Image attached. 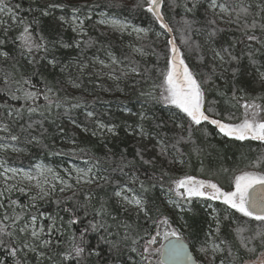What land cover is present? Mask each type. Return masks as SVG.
I'll use <instances>...</instances> for the list:
<instances>
[{
	"label": "snow or ice",
	"instance_id": "obj_1",
	"mask_svg": "<svg viewBox=\"0 0 264 264\" xmlns=\"http://www.w3.org/2000/svg\"><path fill=\"white\" fill-rule=\"evenodd\" d=\"M198 2L199 0H189L191 6L185 3L184 8L188 13H192ZM172 3L174 4L175 0H172ZM164 4L165 0H137L134 7L150 14L161 29L172 33V27L165 22L162 11ZM66 7L67 5L59 0H45L40 9L29 8L27 11L33 12V18L26 19L20 15V4L0 0V63L8 64L11 69L3 76L4 87L0 88V92H4L12 101H23L19 107L0 105V109L5 113L4 117H0V132L6 134L0 136V151H23L12 142H19L24 133L30 137L27 143L47 148L48 145L43 143L47 132L44 122L51 118L50 122L55 123L52 118L53 111L60 109L68 115L71 125L80 131L101 139L115 140L123 130L126 136L135 140V147L131 151V158L127 147L119 153L109 148L103 156H97L81 147L75 137L70 138L68 143L71 147L66 152L57 151L52 154L81 158L85 166L65 168L63 175L60 171L39 163L29 170L11 167L5 158L0 157V249L5 250L0 264H7L8 258L12 259L13 264H28L27 257L30 253L35 254L38 262L53 261L54 256L49 253L57 246L63 248V251L55 253L62 261H67L68 264H85L87 258L101 256V250L86 239L89 232L108 233L113 239L101 236V242L109 243L111 248L117 251L127 248L130 253L139 256L140 264H166V261L195 259L188 254L184 242V229L190 228L191 225L184 221L178 227L174 226L173 219L159 208L155 209L157 215L153 217L149 194L157 187L165 192L167 205L180 210L181 221L184 220L183 214L192 212L193 202L199 200L220 201L227 209L234 210V213L259 222L260 226L254 231L237 226L234 232L239 246L250 253L255 252L254 247H249L252 241L258 239L260 245L264 246V170H256L264 169V156L251 162L250 167L253 170L234 173L227 189L210 179H197L196 176L188 174L180 177L172 175L174 168L184 166L188 162L181 145H191L190 153L197 156L201 152L193 139L194 126H215L218 134L236 141L264 142V93L249 96L241 86L244 78L248 77L252 83L258 82L261 88H264V64L256 59L257 53L264 57V5H257L259 11L254 12L252 4L246 3L245 0H237L234 4L208 0L205 7V13L211 11L215 17L206 20L209 29L206 42L211 43L219 32L224 31L218 27L217 18L223 20L227 17L229 23L238 26L244 37L236 43H245L248 46L246 57L251 72L242 66V55L234 54L236 44L230 43L227 47L211 49L213 61L219 62L215 67H219L222 73L225 64L230 68L231 100L235 101L232 107L243 109L239 116L232 113L221 115L216 111L214 102L211 105L207 103L205 85L212 80V75H215V67L212 75L199 79L198 74L186 63L185 54L178 47L175 37H172L165 42V68L157 69L160 83L154 84L150 90L140 91L138 99L143 98L140 110L134 112L132 108L125 107L123 111L128 113V116L120 123L111 120L105 122L106 114H98L94 108L85 109L84 120L78 122L71 112L81 109L88 101L83 96L67 94V88L81 90L83 77L89 68L94 70L93 75L99 77L103 73L115 82L127 79L130 75H141L139 62L134 57L144 56L146 53L142 46L135 44L128 45L129 55L123 59L117 57L108 47L104 49L107 60L100 59L99 56L87 60L86 50L101 45L99 38L90 35L91 31L104 26L106 30L127 33L130 36L135 34L137 39H142L149 30L115 16L106 15L93 21L89 5L72 7L70 15H53L55 10ZM35 11H39L40 16L47 20L36 19ZM43 23H47L55 34H46L41 26ZM193 23L194 21L185 19V30L191 31ZM13 29L16 34L9 40V33ZM62 30H70L75 35L66 40ZM162 34L158 32L157 36ZM103 35L104 33H101V36ZM181 42L187 45L188 39L182 38ZM9 43L14 45L19 57L34 69H59L63 79L49 83L39 71L20 74L19 62L12 52L6 50ZM252 45L259 47L254 48ZM196 47L199 49L200 45L197 44ZM63 49L78 50L80 55L73 62L64 63L57 56ZM199 59L203 61L204 57L200 56ZM10 61L12 63L9 64ZM233 64L235 67H232ZM31 75H39L43 86L36 87ZM117 90L123 91L118 84ZM61 92L65 94L61 95ZM220 95L225 93L221 92ZM41 99L43 104L38 103ZM155 104H162L176 111L165 120L152 112L151 106ZM25 112L30 120L31 115L35 113H39L41 119L31 120L26 127L21 124L19 134H16L11 125L22 119ZM169 125L173 130L171 136L164 131ZM37 128L42 129L39 137L32 134ZM58 131L64 133L65 129L59 127ZM204 134L208 135L206 128ZM105 147L107 148V145ZM142 172L145 173L143 178ZM106 186L112 187L113 191L110 195L106 194L98 199L93 189L103 190ZM14 193L27 197L28 202L22 203L20 199H13ZM57 193L65 195L60 198ZM81 195L83 202L78 199ZM112 200L125 214L134 213L136 220L121 221L113 216L109 209V201ZM45 201L57 205L58 211L55 215L40 210V204ZM69 202L72 206H68ZM89 209L91 219H88ZM61 211L68 216L66 221L65 216L60 215ZM141 216L145 221H151L152 225V230L144 229L143 235L139 234L141 228L137 223ZM109 218L116 224L115 232L112 231V224L107 222ZM212 218L216 225L215 230L210 228L200 242L199 248L196 249L199 258L195 260V264H215L217 259L219 264H225L227 257L233 255L230 242L220 236L222 219L214 208ZM230 219L231 214L223 217V220ZM44 220L48 223L45 224ZM75 225L83 227L80 230H72ZM245 231L253 234L245 236ZM56 233L60 235L54 241L52 237ZM161 238L166 243H162ZM223 252H227V257L220 258L218 254ZM259 264H264V259H260Z\"/></svg>",
	"mask_w": 264,
	"mask_h": 264
},
{
	"label": "trees",
	"instance_id": "obj_2",
	"mask_svg": "<svg viewBox=\"0 0 264 264\" xmlns=\"http://www.w3.org/2000/svg\"><path fill=\"white\" fill-rule=\"evenodd\" d=\"M220 1L229 4L237 2V0ZM59 2L65 3L67 7L55 10L53 12L54 16L70 15L72 7L89 5L92 9L93 21L96 20V14L105 13L120 19H126L137 27H143L149 30L147 35H144L142 39L134 38L133 35L130 36L127 33L121 34L106 30L104 26L91 31L90 35L99 38L102 46L98 45L97 47L87 49V60H92L94 56L105 57L104 49L108 47H110V50L117 57L123 59L124 56L129 55L130 49L128 45L135 44L137 46H142L146 53L144 56L135 55L134 57V59L139 62L141 75H130L127 79H121L119 82L109 79L106 75H102V73L99 77L96 75H84L83 88L81 90L72 89L71 87L67 88V94L75 95L77 97L83 96L88 101V103L81 109H74L71 112V115L75 117L78 122L84 120L83 111L85 109L94 108L98 114H106L104 115L105 122L111 120L120 123L128 116V113L123 111L125 107L132 108L134 112L140 110L143 104V98L138 99L140 91L150 90L154 84L158 85L160 83L157 69L165 68V54L167 53L165 42L168 39L167 34L160 28L159 24L150 14H146L142 10L134 7L137 0H59ZM245 2L252 4V11L254 12L259 11L256 7L257 5H264V0H245ZM10 3L20 4L22 9L20 15L26 19H32L33 12L27 10L29 8L33 10L40 9L45 4V0H10ZM185 3H189V0H175L174 4L172 3V0H165V4L162 6V11L165 20L173 29L172 33L176 39L178 47L185 54L186 63L195 73L198 74V78L205 79L207 76L212 75L215 65L219 64L218 61H213L211 49H219L221 46L227 47L230 43L236 44L234 54L242 55V66L251 72L252 69L246 57L248 46H246L245 43H236V41H242L244 39L242 33L238 30V26L235 23L222 24L217 20L218 27L224 29V31L219 32L214 40L211 43H208L206 41L209 29L206 20L215 18L211 11L205 13V7L208 0H199L197 8L194 9L192 13L186 11L184 8ZM189 6H191L190 3ZM35 18L43 21L47 20V18H42L40 16L39 11H35ZM185 19L194 21L191 31L185 30ZM89 23L91 24L92 22ZM41 26L44 27L46 34H55L51 32L47 23H43ZM62 31L66 40H70L75 35L70 30ZM158 32L163 34L157 36ZM101 33H104V35L101 36ZM15 34L16 31L13 29V31L9 33V40ZM0 36H2V33H0ZM182 38L188 39L187 45L181 42ZM197 44L200 45L199 49L196 47ZM252 47H259V45H252ZM6 50L12 52L13 56H15L19 62L18 72L20 74H32L35 71H39L43 73L49 83H54L57 80L63 79L59 73V69H34L32 66L28 65L25 60L19 57L14 49V45L11 43L6 45ZM79 55L80 52L73 49H63L57 53L58 58L64 63L73 62ZM200 56L204 57L203 61L199 59ZM256 59L259 63L264 64V57H262L260 53L256 54ZM10 63H12V61H10L9 64ZM96 67L99 69L98 65ZM223 67V73L219 67H215V75H212V80L205 85V88L207 89L206 101L209 105L214 102L216 111L221 113V115L227 116L229 113H232L235 116H239L242 109L238 106L236 108L232 107V104L235 103V101L231 100V71L227 64ZM232 67H235V64H233ZM6 71H11L9 65L0 63V88L4 87L3 76ZM73 75H75V72H73ZM221 75L222 78H220ZM31 78L36 87L43 86V82L39 75H31ZM213 81H215V84H213ZM117 84L120 89H123L122 92L117 90ZM241 86L244 87L249 96H256L264 93V88H261L258 82L252 83L251 79L248 77L244 78V82H241ZM13 87L15 88V85H13ZM105 89H108V91H105ZM221 92L225 93V95L221 96ZM64 94V92H61V95ZM237 95H240V93H237ZM22 103L23 101H12L4 92H0V105L19 107ZM38 103L43 104L44 102L41 99ZM151 108L152 112L155 113L157 117L165 120L176 111L175 109H170L168 106L162 104L152 105ZM4 116V110L0 109V117ZM52 118L55 119V123L50 122L51 118L44 122V129H47V132L43 138V143L48 145L47 148L27 143V140L30 137L27 133H24L21 135L19 142H12L16 144V147L23 149V151H0V157L5 158L8 165L26 169L32 168L36 163H43L52 166L53 168H70L72 164L78 167H84L85 165L81 158L52 154L57 151L66 152L70 147L65 143H68L70 138L75 137L81 147L90 150V152L95 153L97 156H103L109 148L113 152L119 153L127 147L129 149V158H131V151L135 147V140L126 136L123 130L120 131L118 139L105 140L98 136H91L89 133H84L73 127L68 119V115L64 113L63 109L58 111L54 110ZM40 119L41 116L39 113L31 115V120ZM31 120L29 115L25 112L22 119L16 120V123L11 125L12 131L19 134V126L23 124L26 127L27 123L31 122ZM59 127H64V133L58 131ZM204 128L207 129L208 135L204 134ZM41 131L42 129L37 128L32 134L39 137ZM164 131L171 136L173 132L171 125H169ZM184 134L187 135V133ZM4 135L6 134L0 132V136ZM193 139L201 150L199 156L195 153H190L191 145H181L182 150L186 154L185 159L188 162H186L184 166L174 168L172 175L180 177L188 174L203 179H211L227 189L229 181L234 173L237 174V172L241 170L252 169L250 167L251 162L264 156V143L252 140L236 141L232 138L225 137L222 134H218V131L212 125L205 124L200 127L194 126ZM105 145H107V148ZM225 169L228 171L225 172ZM144 174L145 173L143 172L141 173V178H143ZM148 174H150V172ZM93 191L95 196L99 199L105 197L106 194L110 195L113 189L110 186H106L103 190L93 189ZM63 195L65 194H58L57 196L63 198ZM149 195L151 197L153 217L157 215L155 209L159 208L161 212L169 215L173 219L174 226L178 227L179 224L184 221L191 225L190 228L184 229V233L185 240L188 242L192 250L199 248L200 242L203 241L205 234L210 228L215 230L216 225L212 218L213 208L217 210V213L222 219L220 236L230 242L233 254L231 257H227V252L218 254L220 258L227 257L225 264H246L247 261L254 260L260 256L261 252L264 250V246L260 245L258 239L249 244V247L255 248V252L250 253L243 247L239 246L238 238L236 237L234 229L237 226H240L254 231L260 226L259 222L247 217H242L239 213H234V210L227 209V206L223 205L220 201H214L211 208L208 206L209 201H194L191 205L193 209L192 212L183 214L184 220L181 221L179 219L180 210L172 209L167 205V197L164 191L157 187L153 189ZM12 198L20 199L22 203L28 202L25 197L21 196L19 193H14ZM78 199L83 202L82 195L79 196ZM68 206H72L71 202H69ZM109 209L112 215L116 216L118 220L128 222L136 220L134 213L125 214L114 200L109 201ZM40 210L55 215L58 208L55 203L45 201L40 204ZM229 214H231V219L223 220V217ZM60 215L65 216V221L68 219V216L62 211L60 212ZM91 216V210L89 209L88 219H91ZM86 222L87 221L85 220V223ZM107 222L112 224V231L115 232L116 224L110 218ZM44 223L47 224L48 221L44 220ZM137 223L141 228L140 235H143L144 229L152 230L151 221H145L143 216L140 217ZM82 227L83 225H75L72 230H80ZM252 234L253 233L250 231H245L244 233L245 236H251ZM59 235V233L54 234L52 239L55 241ZM101 236H105L109 240L113 239L105 232L88 233L86 239L95 248L101 250V256L99 258L91 256L86 259L85 264H140L138 255L130 253L127 248H121L119 251L112 249L109 243L100 241ZM64 239H67V234H65ZM162 241L161 238V242ZM4 251V249H0V258H3ZM58 251H63V248L57 246L56 248H53L51 253H49V255L54 256L53 261L45 260L40 262L35 258V254L30 253L27 257L28 264H68L67 261H62L59 256H55V253ZM198 258L199 257L197 256V259ZM7 264H13L11 258H8ZM215 264H219V259L215 261Z\"/></svg>",
	"mask_w": 264,
	"mask_h": 264
},
{
	"label": "rangeland",
	"instance_id": "obj_3",
	"mask_svg": "<svg viewBox=\"0 0 264 264\" xmlns=\"http://www.w3.org/2000/svg\"><path fill=\"white\" fill-rule=\"evenodd\" d=\"M69 1H74V0H69ZM218 2H222V1H220V0H218ZM110 16V15H108V14H105V13H99V14H96V20H98V19H100V18H102V17H104V16ZM217 20L219 21V22H221L222 24H228L229 22H228V18L227 17H225V19H223V20H221V19H218L217 18ZM133 36H134V38H137L136 36H135V34H133ZM99 58L100 59H105V60H107V57L105 56V57H102V56H99ZM99 66V65H98ZM96 69L98 70V68L96 67ZM93 69L92 68H89L88 69V71L86 72V74L85 75H93L92 73H93ZM105 72H106V69L104 70ZM102 75H103V73H102ZM242 109V108H241ZM242 111H243V109H242ZM67 146H69V147H71V145L69 144V143H65ZM36 164H38V163H36ZM35 164V165H36ZM39 164H43V163H39ZM34 165V166H35ZM9 166H11V165H9ZM34 166L32 167V168H30V169H34ZM48 166V165H47ZM73 166H75V167H78V166H76V165H74V164H72L71 165V167L70 168H72ZM11 167H16V166H11ZM49 167H52V166H49ZM16 168H22V167H16ZM53 168V167H52ZM66 167H59V168H54V169H56L57 171H59L60 170V173H61V175H63L64 173H63V169H65ZM24 169H26V168H24ZM26 170H29V169H26ZM246 170H253V169H246ZM240 173V171L239 172H237V174H239ZM197 179H203V178H199V177H197ZM211 180V179H210ZM58 194H60V193H57V195ZM61 195V194H60ZM25 199L27 200V197H25ZM214 201H209V203H208V206L210 205H212V203H213ZM211 208V207H210ZM191 248V247H190ZM192 250V249H191ZM192 252H193V254L196 256V258H197V252H196V249H193L192 250ZM262 253H264V250L261 252V255L260 256H258L256 259H254V260H249V261H247L246 262V264H259V260L260 259H264V255H262ZM259 258V259H258Z\"/></svg>",
	"mask_w": 264,
	"mask_h": 264
},
{
	"label": "water",
	"instance_id": "obj_4",
	"mask_svg": "<svg viewBox=\"0 0 264 264\" xmlns=\"http://www.w3.org/2000/svg\"><path fill=\"white\" fill-rule=\"evenodd\" d=\"M165 22L167 23L166 20H165ZM157 23H158V22H157ZM158 24H159V23H158ZM164 32H165V30H164ZM165 33L167 34L168 39L174 37V36H173V33H167V32H165ZM213 127L215 128V126H213ZM258 142H261V141H258ZM262 143H264V142H262ZM184 242H185V244H186L188 254L191 255V256H193L195 259H193V260H188L187 258H185V259H183V260H181V261H179V262H177V261H166V264H195V260H196L197 258H196V256L193 254V252H192V250H191V248H190L188 242H187L186 240H185ZM162 243H166V241H162Z\"/></svg>",
	"mask_w": 264,
	"mask_h": 264
}]
</instances>
